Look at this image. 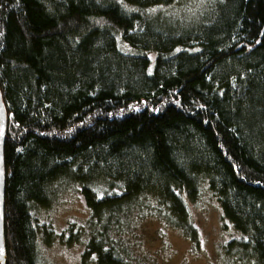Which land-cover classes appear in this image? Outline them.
I'll list each match as a JSON object with an SVG mask.
<instances>
[{
    "label": "trees",
    "instance_id": "obj_1",
    "mask_svg": "<svg viewBox=\"0 0 264 264\" xmlns=\"http://www.w3.org/2000/svg\"><path fill=\"white\" fill-rule=\"evenodd\" d=\"M0 90L8 264H40L63 181L98 264H130L133 212L190 230L205 182L264 264V0H0Z\"/></svg>",
    "mask_w": 264,
    "mask_h": 264
},
{
    "label": "rangeland",
    "instance_id": "obj_2",
    "mask_svg": "<svg viewBox=\"0 0 264 264\" xmlns=\"http://www.w3.org/2000/svg\"><path fill=\"white\" fill-rule=\"evenodd\" d=\"M152 58L155 61L156 55ZM53 190L50 208L35 209L40 225L49 227L39 233L40 264H98L97 255H87V250L95 236L101 237L102 228L92 227L91 211L79 196V186L63 181ZM186 203L190 230L168 224L166 212L157 208L152 215V211L133 212L131 217L136 218L124 232L129 244L124 258L130 264H261L241 246L230 247L241 235L224 226L221 204L207 182L196 202ZM195 231L197 241L191 237Z\"/></svg>",
    "mask_w": 264,
    "mask_h": 264
},
{
    "label": "water",
    "instance_id": "obj_3",
    "mask_svg": "<svg viewBox=\"0 0 264 264\" xmlns=\"http://www.w3.org/2000/svg\"><path fill=\"white\" fill-rule=\"evenodd\" d=\"M8 129V114L0 90V264H8L5 235V160L4 147Z\"/></svg>",
    "mask_w": 264,
    "mask_h": 264
}]
</instances>
